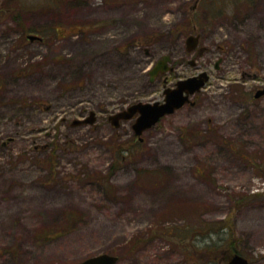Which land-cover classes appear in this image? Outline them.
<instances>
[{
    "label": "rangeland",
    "instance_id": "obj_1",
    "mask_svg": "<svg viewBox=\"0 0 264 264\" xmlns=\"http://www.w3.org/2000/svg\"><path fill=\"white\" fill-rule=\"evenodd\" d=\"M197 1L0 0V264H264V96L242 100L264 0ZM164 54L175 68L152 81ZM201 71L196 103L142 140L112 124Z\"/></svg>",
    "mask_w": 264,
    "mask_h": 264
},
{
    "label": "water",
    "instance_id": "obj_2",
    "mask_svg": "<svg viewBox=\"0 0 264 264\" xmlns=\"http://www.w3.org/2000/svg\"><path fill=\"white\" fill-rule=\"evenodd\" d=\"M28 37L32 40L41 38L38 35L29 34ZM199 44V35L191 34L186 38L187 50H194ZM202 50V48H201ZM171 57L169 54H164L159 58L152 69L150 70L151 80L159 73H164L172 67L169 65ZM194 63L193 60H191ZM207 71H202L197 75L179 80L175 86L165 89V98L163 101H138L128 107L110 115L112 123L118 127L121 120H130L134 118L133 128L135 133L141 137L144 131L153 127L158 121L167 114L174 113L188 102L194 103L191 100V95L201 90L209 80ZM264 93V89L256 92L258 97ZM96 121V112L90 111L89 115L82 119L73 120V125L93 124ZM118 256L110 253H99L85 258L80 264H116ZM227 264H249V259L240 253L233 254Z\"/></svg>",
    "mask_w": 264,
    "mask_h": 264
},
{
    "label": "flooded vegetation",
    "instance_id": "obj_3",
    "mask_svg": "<svg viewBox=\"0 0 264 264\" xmlns=\"http://www.w3.org/2000/svg\"><path fill=\"white\" fill-rule=\"evenodd\" d=\"M198 2H199V0L197 1V3L195 4V8H196V6H197V4H198ZM194 33V32H193ZM199 35V40H201V34H198ZM202 53V52H201ZM228 61H230V58L229 57H226V58H221V60H219V62H217V64H216V68H219V63H224L223 65L225 66V67H227L228 66V64H229V62ZM172 63V60H171V62H170V64ZM172 65V64H171ZM175 67H173L172 66V70L174 69ZM254 70V69H253ZM255 72H253V73H249V72H243V78H244V83H247L248 81H250V80H252V81H254V82H256V84H254L253 85V87L251 88V90L249 89L247 92L246 91H244V94H243V97H242V100H249V99H251V97H250V94H251V91L253 90V91H255L254 92V98L256 99V100H258V99H260L261 97H263L264 96V93L262 94V95H260V96H258V97H256L255 96V94H256V92H258L259 90H261V89H264V70L262 69L261 70V72H259V71H256V70H254ZM225 70L223 69L222 70V73H221V75H225ZM159 76V78H162L161 76H163V74H159L158 75ZM180 79H184V78H179L178 80H180ZM171 82H173V81H171ZM238 83L239 82V80H230L229 81V83ZM177 83V82H176ZM176 83H174V84H172V85H170V86H174ZM197 93V92H196ZM195 93V94H196ZM194 94V95H195ZM193 95V96H194ZM192 96V97H193ZM193 99V98H192ZM194 101V100H193ZM196 103V101H194V104ZM194 104H191V105H194ZM132 121H134V119H132ZM133 123V122H132ZM133 128V127H132Z\"/></svg>",
    "mask_w": 264,
    "mask_h": 264
},
{
    "label": "trees",
    "instance_id": "obj_4",
    "mask_svg": "<svg viewBox=\"0 0 264 264\" xmlns=\"http://www.w3.org/2000/svg\"><path fill=\"white\" fill-rule=\"evenodd\" d=\"M230 249H231V251H233V250H234V248H233V247H230ZM228 253H230V252H228Z\"/></svg>",
    "mask_w": 264,
    "mask_h": 264
}]
</instances>
